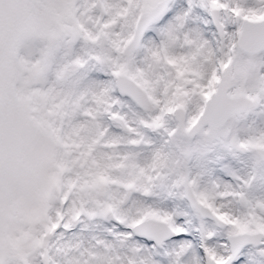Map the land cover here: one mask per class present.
<instances>
[{
    "label": "snow or ice",
    "instance_id": "snow-or-ice-1",
    "mask_svg": "<svg viewBox=\"0 0 264 264\" xmlns=\"http://www.w3.org/2000/svg\"><path fill=\"white\" fill-rule=\"evenodd\" d=\"M0 264H264V0H0Z\"/></svg>",
    "mask_w": 264,
    "mask_h": 264
}]
</instances>
